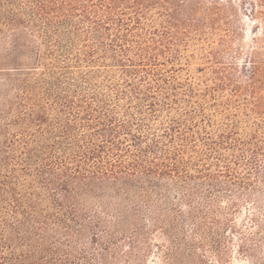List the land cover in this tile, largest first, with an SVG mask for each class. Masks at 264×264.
I'll use <instances>...</instances> for the list:
<instances>
[{
    "label": "rangeland",
    "instance_id": "374dc122",
    "mask_svg": "<svg viewBox=\"0 0 264 264\" xmlns=\"http://www.w3.org/2000/svg\"><path fill=\"white\" fill-rule=\"evenodd\" d=\"M136 7L138 13L128 15L140 17L141 39L152 52L155 43L162 49L139 72L144 81L154 82L158 69L167 78L151 89L152 97L144 94L149 87L143 80L125 75L114 59L76 63L70 50L66 60L72 61L63 68L65 58L56 47L49 53L41 27L24 21L11 28L0 19V264H13L12 253L13 259L29 255L25 264H264V0H137ZM90 42L81 39L76 47L83 53L90 49L83 43ZM96 48L100 58L103 49ZM37 58L43 62L32 67ZM80 72L90 80L87 89L69 84L82 83ZM130 79L142 89L141 112L135 99L117 98L130 89ZM66 99L80 105L76 119L63 105ZM104 100L119 104L120 119L132 112L168 148L180 143L193 179L183 183L164 174L151 187L141 178L145 189L127 199L119 183L86 185L65 176L68 191L57 189L63 164L54 157L85 143L90 129L84 112L93 103L97 114ZM179 125L180 138L171 129ZM209 136L222 147L220 160L206 157ZM256 147L255 167L250 149ZM228 163L250 185L218 193L220 223L192 217L187 196L202 201L195 188L209 191L205 175ZM139 195L144 200L137 201ZM105 197H112L110 210L99 205ZM72 203L79 212L97 209L99 219L79 212L74 217ZM132 203L136 211H127ZM226 219L234 228H225Z\"/></svg>",
    "mask_w": 264,
    "mask_h": 264
},
{
    "label": "trees",
    "instance_id": "16d2710c",
    "mask_svg": "<svg viewBox=\"0 0 264 264\" xmlns=\"http://www.w3.org/2000/svg\"><path fill=\"white\" fill-rule=\"evenodd\" d=\"M136 2L137 0H0V19L11 28H15L13 26L21 24L24 21L41 27L43 29L42 38L47 43L49 53H52L53 47H56L61 51L59 58H65L59 61L60 64H64L61 65L63 68L67 67V63L72 61L68 57V60H66V55L70 50H74L76 54V63L86 62L98 64L104 62L108 57L114 59L122 66V72L125 75L139 76L144 84L149 87L148 92H144V94L146 97H152V90H154L155 84L159 87L161 85L160 82H165L167 78L163 77L162 69L157 70V78L153 79L154 82L144 81L142 79L144 76L139 75L140 69L144 68L148 64L147 62L158 60L157 55L160 54L162 49L157 47L158 43H155L154 46H156V49H154V52L150 51L151 46L147 41L143 42L145 36L138 34L137 29L140 24V17L134 16V14L138 13L139 8L136 7ZM21 5L24 6L20 7ZM18 6L27 12L28 19L26 15L18 16L15 8H13ZM129 10L131 12L133 11L134 14L128 15ZM123 14L124 16H122ZM142 37L143 39H141ZM81 39L84 42L91 43L90 41H92L93 43L92 46L83 43V47H90V49H87L83 53L82 50L84 49L76 47ZM96 47L103 49L100 58H95V53L97 52ZM81 53L84 57L80 56ZM40 56L41 54H39ZM164 60L167 61V59ZM42 62L40 58H37L35 62L36 66L32 67H39L38 65ZM17 64L20 65L21 63H15L14 65ZM80 75V81L82 83L76 82L69 84L71 86L83 84L81 85L82 89H87L86 83H90V80L87 79L85 73L80 72ZM127 84L130 89L127 92H119L117 98L119 100L121 98L135 99L138 110L141 112V109H143L140 107L143 104L141 102L145 101V98L140 96L142 89L136 85L139 83L131 79L127 81ZM128 92L132 94L129 95ZM166 95H168V92H164L165 98H167ZM103 103L105 104V109L97 110V114L93 113L96 111L92 105L93 103H88L91 111H83L90 129V133L84 137L85 143L68 148L73 153L67 154L64 158L58 157L56 159L54 157L56 162L59 161L63 164L60 177L58 176L56 180L57 189L68 191V181H66L65 176L82 179L88 182L86 185H90L93 181H100L101 183L111 182L113 184L119 183L120 186L118 189L125 195L124 199H127L131 191L145 189L144 182L141 181V178L150 179L148 183L151 187L156 186L164 174L174 179V181L181 180L183 183L188 182L189 179H193L191 178V173L188 171V163L183 157L184 148L180 143L173 150L168 148L163 140L151 135L149 129L145 131L143 129L144 123L138 121L132 112L128 111L127 118L129 119H120L119 113L116 111L119 106L118 103L110 105L108 100H104ZM77 104L76 101L72 100L66 99L63 101V105L68 108V112L74 115L75 119L77 116H80L79 113L81 112L77 111L74 113V110L80 106ZM135 120L137 129L136 131H132L133 126L131 124H134L133 121ZM171 120L175 124L181 123L174 121L176 119L173 118ZM171 129L180 138V125ZM124 134L129 137L131 136L130 140L132 143L126 142L128 138ZM223 137L226 138L224 134ZM148 138L151 140L150 144L147 143L146 139ZM205 145L208 146L206 157L211 156L212 158L221 159L223 155L219 151L222 147H219L215 138L209 136ZM221 145L223 144L221 143ZM250 151L253 156L251 157V163L255 164L256 167L258 165L256 156L259 153V148L256 147L255 150L250 149ZM71 154H73V157H69ZM217 155H220V157ZM68 158H72L71 160L74 163L72 170H68L69 167L65 164ZM158 159L160 161H157ZM200 171L198 170L197 172ZM204 180L203 183L207 184L210 188L209 191H199L200 187L195 188L196 193L204 196L202 201L192 203L193 198L190 194L187 196L186 203L190 205V215L192 217L200 218L201 221L204 218H209L211 219L212 225L221 222L220 217L216 214V203L219 201L218 193H223L224 191L232 192V188L236 187L246 189L250 185L247 180H244V177L234 175L231 163H228L225 169H219L216 175H205ZM182 190L183 194L188 191L185 188ZM67 196L65 195V197ZM106 198H103V203L99 205L104 209L110 210L112 209V197H108V200ZM136 198H138L137 201L144 200L142 195ZM235 204L232 203V206H235ZM79 208L72 203L70 213L76 217V213L80 211ZM126 209L127 211H136L133 203L132 205H128ZM79 213L89 215L90 217L94 216L99 219L97 209ZM224 226L225 228H234V225H231V220L228 219H226ZM243 249L247 252L249 251V248L246 246H243ZM10 258H12L13 264H25V260H29L30 256H16L13 259L12 253ZM34 264L40 263L35 262Z\"/></svg>",
    "mask_w": 264,
    "mask_h": 264
}]
</instances>
